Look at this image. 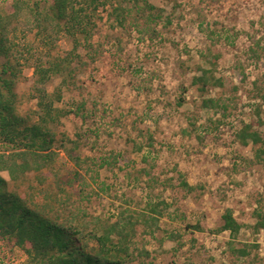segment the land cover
<instances>
[{
	"label": "rangeland",
	"instance_id": "obj_1",
	"mask_svg": "<svg viewBox=\"0 0 264 264\" xmlns=\"http://www.w3.org/2000/svg\"><path fill=\"white\" fill-rule=\"evenodd\" d=\"M149 1L169 20H145L134 12L132 24L121 30L101 7L104 19L98 20L93 41L102 44L103 56L78 76L88 107H96L97 114L85 124L74 115L65 117L56 130L72 139L87 130L74 152L87 161L76 165L60 149L56 167L65 193L48 171L45 188L69 198L64 214L86 233L124 212L156 216V226L136 222L131 264H264V229H254L255 212L264 213V166L255 157L257 146L236 137L250 123L264 137V113L259 119L257 112H264V0ZM12 4L0 0L2 9L9 11ZM28 35L43 59L65 56L74 47L65 31L54 32L49 46L34 40L31 26ZM18 36L24 57L14 90L18 111L26 116L36 109L35 58ZM77 39V52L85 55L83 35ZM4 62L0 57V69ZM201 69L213 70L216 85L201 90L193 83ZM62 78L54 76L46 88L62 89L57 105L75 108L83 95L62 86ZM207 98L226 109L204 107ZM103 160L109 165L101 167ZM2 175L10 180L8 172ZM35 180L30 173L20 191H29ZM156 204L162 215L150 212ZM227 209L242 224L236 238L218 232ZM0 264L33 263L14 242L0 238Z\"/></svg>",
	"mask_w": 264,
	"mask_h": 264
},
{
	"label": "trees",
	"instance_id": "obj_2",
	"mask_svg": "<svg viewBox=\"0 0 264 264\" xmlns=\"http://www.w3.org/2000/svg\"><path fill=\"white\" fill-rule=\"evenodd\" d=\"M101 7L108 11L112 27L121 30L128 27L134 12L145 20H169L164 16V10L149 0H13L11 10L0 7V57L5 59L0 69V238L23 249L33 264H131L135 260L130 244L136 222L152 221V225H157L155 221L158 218L153 214L142 212L128 216L124 212L116 221L108 220L86 233L64 214L69 198H62L59 194L65 193V188L61 170L56 167L57 156L63 149L76 165L83 164L87 160L74 152L80 150L81 140L89 132H77L76 139H72L56 130L65 117L74 115L85 124L97 114L96 107H88L85 86L78 76L90 72L103 56L102 44L93 41L98 31V20L104 19ZM135 25H139L137 19ZM30 26L35 30L34 40L44 46H49L54 32L58 35L65 31L75 40L73 49L65 56L50 54L47 59L39 57V53L33 52L35 44L28 39ZM19 33L24 36L23 46H27L28 54L35 58L36 109L26 116L18 111L19 98L14 90L21 73L20 59L24 57L19 49ZM78 34L83 35L85 55L77 52L81 44ZM255 44L259 47L260 40ZM251 51L258 54L256 48ZM200 71L193 83L201 85V90L219 81L213 70ZM54 76L63 77L62 86L71 91L79 90L83 95L75 108L57 105L62 101V89L52 93L47 90L46 84ZM203 106L226 109L220 100L214 98L203 100ZM257 112L261 119L264 112L261 108ZM236 137L244 145L257 146L255 157L264 166V137L254 124H245ZM105 165H109L108 160L100 163L101 167ZM4 171L8 172L9 181L2 175ZM47 171L55 176L59 192L45 188L47 178L44 173ZM30 173L35 174L37 184L28 185L30 190L22 193L20 190L26 186ZM184 184L188 185L187 182ZM149 209L162 215L159 204L151 205ZM255 216L254 229H264V213L257 210ZM134 217L135 221L132 220ZM222 220L218 232L228 231L232 238H236L242 224L234 217L233 210L227 209ZM240 253L248 254L246 250Z\"/></svg>",
	"mask_w": 264,
	"mask_h": 264
}]
</instances>
